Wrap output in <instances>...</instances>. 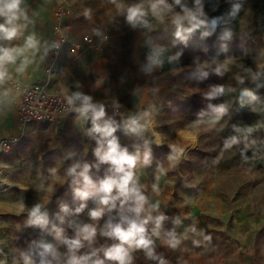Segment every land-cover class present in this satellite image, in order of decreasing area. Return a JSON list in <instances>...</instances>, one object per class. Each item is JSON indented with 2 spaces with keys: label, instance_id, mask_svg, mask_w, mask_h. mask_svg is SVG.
I'll use <instances>...</instances> for the list:
<instances>
[{
  "label": "rangeland",
  "instance_id": "rangeland-1",
  "mask_svg": "<svg viewBox=\"0 0 264 264\" xmlns=\"http://www.w3.org/2000/svg\"><path fill=\"white\" fill-rule=\"evenodd\" d=\"M76 1L81 11L71 23L89 25L100 43L111 37V47L92 57L86 86L97 110L104 109L97 123L115 132L92 131V113L75 111L55 124L31 125L3 154L0 264H25V256L37 261L35 245L53 241L54 227L69 236L76 225L91 223L97 235L89 249L120 244L101 235L110 217L118 221L117 210L98 220L89 216L102 182L114 175V166L100 159L113 137L137 156L131 183L147 198L141 219H152L145 235L159 233L154 242L166 247V264H264V0H204V23L179 36L172 19L181 9L173 0H167L173 10L160 17L152 0ZM223 3V14L210 21ZM137 4H143L146 23L133 25L127 9ZM189 27L185 21L183 28ZM136 46L142 52L169 48L179 63L162 70L147 62L144 70L136 66ZM219 87L222 93L215 91ZM108 102L120 111L106 108ZM85 165L88 186L80 175ZM78 189L92 195L83 200ZM156 197L162 204L152 207ZM38 204L47 216L43 227L30 223ZM159 216L164 219L157 229ZM169 232L180 241L175 248L167 243Z\"/></svg>",
  "mask_w": 264,
  "mask_h": 264
},
{
  "label": "clouds",
  "instance_id": "clouds-1",
  "mask_svg": "<svg viewBox=\"0 0 264 264\" xmlns=\"http://www.w3.org/2000/svg\"><path fill=\"white\" fill-rule=\"evenodd\" d=\"M115 2V0H113ZM22 0H0V18H3V23H0V41H11L17 37L20 32L21 26L17 24V21L23 17L27 19L24 10L20 8ZM175 5L180 6L181 11L175 13L172 22L177 26V36L180 35L182 30L192 31L194 28L203 24L204 21L201 17L204 15L202 0H194V7L189 8L186 4L182 3V0H173ZM151 10L154 15L160 17L163 12H171L173 5L168 4L167 0H152ZM87 15V12L85 13ZM146 15L143 4H137L127 9V21L133 25L143 21ZM187 23L191 26L187 29L183 28V23ZM38 42L33 36H29L25 43V48L16 49L0 46V82L3 81L6 73L4 71L5 63H13L17 55L22 54L25 49L36 48ZM28 61L25 60V64ZM157 62V61H154ZM20 70H23L22 68ZM218 93L224 91L223 87H219L215 90ZM73 99L79 100L80 107L76 108L81 116H87L89 112L92 113L91 119L93 128L92 131L99 132L105 136H112L115 132L110 124L105 123L103 127L97 123L104 115V109L100 106L97 110V106L92 103V98L87 95L76 93L74 98L69 97V104L73 103ZM218 111L223 112V106ZM99 154V150H98ZM102 162H109L114 166V175L108 176L101 184L100 192L102 195L97 201V207L93 208L89 212V216L92 220L100 219L105 212H112L117 210L118 221L113 222V218H109L106 222L104 229L101 230V235L118 239L121 243L113 245L111 247L92 248L86 254H78L79 250L85 247V242L91 247L96 235L97 227L91 223H83L76 225V234L74 238H67L63 234V229L54 227L55 238L66 246L67 252L61 254L58 249L51 243H41L39 245V261L33 260L29 256H25V264H105L104 259L99 258V253H103V257L107 260L116 261L117 264H132V257L129 254L128 249L124 247L125 244L129 247L141 248L146 251L149 258L155 259L152 249V240L145 235V227L150 219L151 215H147L141 219V214L145 212V204L147 198L140 192L139 188L132 184L133 173L132 168L135 167L137 162V156L131 155L126 149L121 150L115 137L108 141L107 151L100 157ZM145 162H147V153L145 154ZM78 167V165H77ZM76 168L70 169L71 172H75ZM89 166L85 165L83 172L80 173L83 176L84 184L90 185L92 182L87 175ZM131 184V186H130ZM115 190V195L113 191ZM77 195L86 200L92 193L87 190H77ZM119 202V203H118ZM85 205H81L76 209V212H82ZM152 207H156L153 205ZM41 206L36 205L30 212V223L37 226L47 225L46 213L41 212ZM63 211L67 212V208H63ZM163 216L156 218V228L159 229ZM176 223H179L177 220ZM159 234L158 232L156 233ZM168 236L171 237L167 243L170 247L175 248L180 241L175 238L174 232H169ZM160 264H165L163 259L160 260Z\"/></svg>",
  "mask_w": 264,
  "mask_h": 264
},
{
  "label": "crops",
  "instance_id": "crops-1",
  "mask_svg": "<svg viewBox=\"0 0 264 264\" xmlns=\"http://www.w3.org/2000/svg\"><path fill=\"white\" fill-rule=\"evenodd\" d=\"M76 4V0H72ZM77 6V5H76ZM20 8L24 10L27 19L21 17L17 24L21 26L20 32L16 38L11 41H0V46L8 48L23 49L25 48L26 40L29 36H33L38 42L36 48H28L25 51L17 55L15 62L5 63L4 71L6 73L2 82H0V137L9 136L12 134H18L20 132V126L18 123V115L14 98L19 95V91L14 87L11 80H20L23 82L45 81L46 69L51 64L53 65L52 78L53 82L50 85V90L54 92H60L71 96L72 89L75 87L78 89V93L82 95L87 94L86 80L89 78V69L92 67V57L100 52L95 50L93 46L85 43H81L78 51L73 53L70 51V47L75 45L78 40L87 34H91V27L83 22L74 23L70 28V37L68 44L56 55L54 50V37H53V24L54 13L51 0H22ZM79 16L81 6H77ZM0 23H3V18H0ZM109 36L103 41L104 47H111L112 42ZM96 41H100L99 38ZM97 48V47H96ZM108 49V48H107ZM138 59H136V66L142 69H149L147 62L154 63L155 58L153 53L143 48V52L139 47H134ZM25 60L28 62L25 64ZM141 62V64H140ZM161 67V66H160ZM23 70H20V69ZM157 68V67H156ZM162 69V67H161ZM95 97L101 98V95ZM78 105L81 103L78 100ZM3 157V156H2ZM2 157L0 161L3 163ZM152 206L156 207L162 204L158 197L152 201ZM65 236V231H63ZM74 232L66 236L71 239L75 237ZM53 241L49 243L53 244L61 254L67 252V248L59 240L55 238V233L52 234ZM159 238V234L152 233L153 240L152 249L155 259L149 258L146 251L141 248L129 247L125 244L124 247L128 249L130 256L132 257V264H160V260L163 259L166 264V247L160 245L159 242H154V238ZM160 239V238H159ZM121 243V242H120ZM40 244H36L37 262L39 261V248ZM163 248L162 255L155 254V251H159ZM88 244L85 242V247L79 250L78 254H86L90 251ZM105 261V264H117L116 261L109 263ZM167 264H171L168 260ZM237 264V263H233Z\"/></svg>",
  "mask_w": 264,
  "mask_h": 264
},
{
  "label": "built area",
  "instance_id": "built-area-1",
  "mask_svg": "<svg viewBox=\"0 0 264 264\" xmlns=\"http://www.w3.org/2000/svg\"><path fill=\"white\" fill-rule=\"evenodd\" d=\"M51 3L54 13V50L57 55L69 42L71 22L77 16L78 9L72 0H51ZM82 42L92 46L98 45L99 51L104 50L103 43L97 42L91 34H87L70 47V51L76 53ZM53 71L51 64L46 69L47 75L43 82L11 80L14 87L19 91V95L14 98V103L17 109L20 132L0 137V157L21 141L31 125L35 123L55 124L61 117L74 113L75 109L78 108V103L74 99L73 103L69 104L68 99L71 96L50 90V85L53 82ZM105 107L114 112L120 111V107L114 103L108 102ZM3 175L4 164L0 161V196L6 191V187L2 184Z\"/></svg>",
  "mask_w": 264,
  "mask_h": 264
},
{
  "label": "trees",
  "instance_id": "trees-1",
  "mask_svg": "<svg viewBox=\"0 0 264 264\" xmlns=\"http://www.w3.org/2000/svg\"><path fill=\"white\" fill-rule=\"evenodd\" d=\"M225 1V0H221ZM183 4H186L189 8L194 7V0H182ZM204 3V0H202V5ZM178 6V5H177ZM227 7V3H223L218 9H216L208 19L211 20H218L220 16L223 14L222 8ZM180 8V6H178ZM152 53L154 55L155 60L160 64L162 67V70H170L173 67H175L179 63L178 57L172 53V51L169 48H162V49H156L152 48ZM247 85H244L240 88V91H245ZM78 93L77 88L72 89L71 97L74 98L75 94ZM75 100V99H74ZM78 102V100H75Z\"/></svg>",
  "mask_w": 264,
  "mask_h": 264
},
{
  "label": "bare ground",
  "instance_id": "bare-ground-1",
  "mask_svg": "<svg viewBox=\"0 0 264 264\" xmlns=\"http://www.w3.org/2000/svg\"><path fill=\"white\" fill-rule=\"evenodd\" d=\"M155 135H156V138L159 139V140L164 139V135H162V134H160L158 132H156ZM182 153L185 154L186 153V150L183 151Z\"/></svg>",
  "mask_w": 264,
  "mask_h": 264
}]
</instances>
